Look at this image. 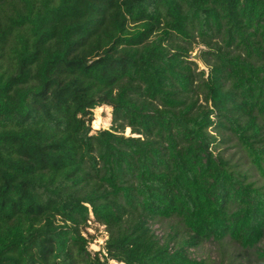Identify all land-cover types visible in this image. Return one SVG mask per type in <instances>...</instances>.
Returning a JSON list of instances; mask_svg holds the SVG:
<instances>
[{
	"label": "trees",
	"instance_id": "1",
	"mask_svg": "<svg viewBox=\"0 0 264 264\" xmlns=\"http://www.w3.org/2000/svg\"><path fill=\"white\" fill-rule=\"evenodd\" d=\"M196 41L206 78L187 60ZM102 106L118 128L91 134ZM210 131L264 174V0H0V264H206L186 249H256L264 190L213 154ZM90 215L105 254L82 234ZM156 219L188 240L161 243Z\"/></svg>",
	"mask_w": 264,
	"mask_h": 264
},
{
	"label": "rangeland",
	"instance_id": "2",
	"mask_svg": "<svg viewBox=\"0 0 264 264\" xmlns=\"http://www.w3.org/2000/svg\"><path fill=\"white\" fill-rule=\"evenodd\" d=\"M176 44L185 45L179 39H173ZM188 56L187 60L194 63L196 71L205 73L204 78L208 73L206 65L201 59V52L205 51V47L196 43L186 45ZM197 56V60L192 57ZM185 59V58H184ZM194 69V67H193ZM198 89V92H200ZM196 105L206 106L203 95L198 93ZM93 121L91 122V134L99 130H114L117 129V124H114L111 109L106 106L96 108L92 111ZM218 140L214 155H220L227 162L231 171L245 176V180L254 184L256 188L264 190V174H261L260 169L254 163L253 157L247 153L242 145L231 135L230 132L222 133L209 132ZM125 137L131 136L130 130L125 128L123 131ZM260 167L264 170V161L259 162ZM150 229L155 236L162 242L171 240L170 247L177 248L182 245L183 241L188 240L187 232L182 225L176 220H154L149 222ZM83 236L88 240V249L91 252L104 253V243L108 238V233L105 227L90 220L86 230L82 231ZM189 257L196 261H202L206 264H264V239L257 245L256 249L246 250L229 239H225L220 243L203 242L196 248L186 249ZM110 264H115L109 261Z\"/></svg>",
	"mask_w": 264,
	"mask_h": 264
},
{
	"label": "water",
	"instance_id": "3",
	"mask_svg": "<svg viewBox=\"0 0 264 264\" xmlns=\"http://www.w3.org/2000/svg\"><path fill=\"white\" fill-rule=\"evenodd\" d=\"M194 60H197V56L192 57Z\"/></svg>",
	"mask_w": 264,
	"mask_h": 264
}]
</instances>
